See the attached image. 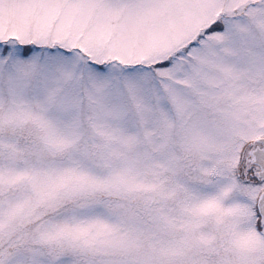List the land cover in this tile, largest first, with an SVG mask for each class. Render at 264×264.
Instances as JSON below:
<instances>
[{"label":"snow or ice","instance_id":"1","mask_svg":"<svg viewBox=\"0 0 264 264\" xmlns=\"http://www.w3.org/2000/svg\"><path fill=\"white\" fill-rule=\"evenodd\" d=\"M0 264H264V0H0Z\"/></svg>","mask_w":264,"mask_h":264}]
</instances>
